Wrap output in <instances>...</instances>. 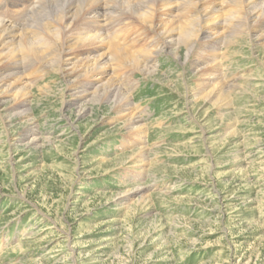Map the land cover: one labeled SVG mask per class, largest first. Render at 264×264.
<instances>
[{"label":"rangeland","instance_id":"rangeland-1","mask_svg":"<svg viewBox=\"0 0 264 264\" xmlns=\"http://www.w3.org/2000/svg\"><path fill=\"white\" fill-rule=\"evenodd\" d=\"M12 1L0 0L1 20L14 18ZM177 6L156 13L169 31L180 30ZM156 24L131 21L122 41L152 44ZM223 39L204 51L225 57L236 89L203 80L209 70L191 66L202 56L184 48L156 56L153 74L125 73L147 119L142 163L135 127L112 102L65 108L67 83L51 59L49 75L19 85L31 92L28 117L4 99L0 264H264V38ZM71 45L78 60L102 50ZM32 126L38 145L23 139Z\"/></svg>","mask_w":264,"mask_h":264},{"label":"bare ground","instance_id":"bare-ground-1","mask_svg":"<svg viewBox=\"0 0 264 264\" xmlns=\"http://www.w3.org/2000/svg\"><path fill=\"white\" fill-rule=\"evenodd\" d=\"M173 1L39 0L35 5L32 0H13V6L17 7L11 13L14 18L11 15L10 19H0V118L6 117L2 115L1 105L8 97H13L12 109L21 110L19 116L28 117L31 114L27 108L31 92L19 85L33 82L35 73L43 77L49 75L52 62L58 66L56 74L67 83L63 94L65 108L77 106L88 97L98 102H112L117 116L125 120L128 129L135 127L136 137L143 145L140 155L143 159L138 161L142 163L147 151L146 136H143L148 128L147 119L144 114L135 112L131 95L136 90V84L129 82L130 89H125V73H128L129 80L135 72L153 74L156 65L153 67L150 63L156 60V56L171 49L178 55L184 48L188 54H196L197 58L202 56L203 60H194L191 66L197 73L209 70L204 73L206 78L203 80H220L224 82L222 86L236 89L239 78H229L224 74L222 61L225 57L221 56L218 60L213 53L206 54L204 48L208 44L224 41L223 37L238 38L245 31L259 40L264 38V0H176L182 19L177 32L169 31L167 25L163 26V12L171 8ZM157 11L162 12L160 19L156 16ZM125 15L129 17L124 19ZM131 21H137L153 31L157 23L156 27L162 26L163 32L157 33L156 39L151 38L154 40L152 44L143 43L146 40L137 41L138 37L124 43L120 35ZM138 36H142L141 32ZM69 44L89 48L94 45L102 50L92 57L88 55L85 60H78ZM50 59L51 62L48 61ZM12 78H15L14 82L9 83ZM31 131H37L36 127L29 128L23 139L38 145L41 137H31L34 134H29Z\"/></svg>","mask_w":264,"mask_h":264}]
</instances>
